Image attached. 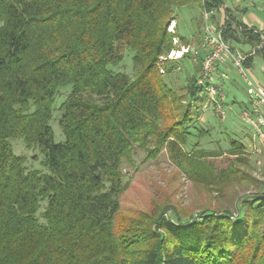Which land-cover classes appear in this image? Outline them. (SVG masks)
I'll return each instance as SVG.
<instances>
[{
	"label": "trees",
	"instance_id": "obj_1",
	"mask_svg": "<svg viewBox=\"0 0 264 264\" xmlns=\"http://www.w3.org/2000/svg\"><path fill=\"white\" fill-rule=\"evenodd\" d=\"M223 7V0H0V264H264V192L237 199L235 216L227 207L194 214L164 203L120 215L123 170L136 169L138 150L144 161L165 153L211 191L249 182L245 144L199 149L209 132L194 117L204 92L202 34L198 61L190 52L167 59L179 48L174 39L189 44L179 17L196 31L202 12L213 11L212 19L226 15L216 29L247 56L250 74L253 58L264 59V33ZM124 49L132 77L111 70ZM173 74L184 75L179 89ZM10 139L38 151L44 171L28 168Z\"/></svg>",
	"mask_w": 264,
	"mask_h": 264
},
{
	"label": "rangeland",
	"instance_id": "obj_2",
	"mask_svg": "<svg viewBox=\"0 0 264 264\" xmlns=\"http://www.w3.org/2000/svg\"><path fill=\"white\" fill-rule=\"evenodd\" d=\"M187 20V18L184 20L183 17H179L176 21L180 34L189 37L188 46H182L178 40L175 41L176 45L179 46L178 51L181 52L182 48H186L192 54L197 52L200 54V33L202 34V27L200 26L199 30L195 29L196 31H193L195 24L193 26V23H189ZM174 24L175 22H172L170 27H174ZM201 48L204 51L202 46ZM195 56L193 60L198 61ZM131 57L132 52L129 49H124L122 61L117 66L111 67V70L115 73H124L132 77L133 63ZM167 59L172 58L167 56ZM226 65L229 66L230 72L228 73V78L219 84L220 92L217 94L222 96L221 99H218L220 100L224 116L222 117L219 111L213 108L217 106H210L205 110L200 108V110L196 111L197 116H194L197 123L195 126H201L203 130L209 131L207 135L202 137L199 149L225 151L229 147L228 141L230 139L245 144L249 147H246L248 153L246 154V167L241 169L246 172L249 182L228 183L224 186L220 185V191H211L206 186L188 181L184 174L175 168L165 153H161L154 160L144 161L145 153L138 150L133 156L136 169L125 166L123 170L127 180V187L121 197L120 215H128L135 210L149 211L154 204L161 205L164 203L176 207L181 212H192L194 214L203 208L219 209L227 207L235 216L238 214L237 199L250 198L255 193L264 192V147H262L264 142L261 140L263 143L261 145L260 138L256 135V130L242 119L244 111L251 112L246 85L243 78L238 75L237 70L230 64ZM251 72L256 79H258V76L259 79L261 77L262 81H264V74L260 73L258 69L256 70L254 67ZM249 76L252 77L251 73ZM169 79L175 89H179L185 83L183 74H173ZM216 80L215 75L213 81L217 82ZM69 89V87L60 89L61 93L57 97L54 107L57 108L65 99L64 97ZM53 117L51 127L54 134V142L60 143L64 141V136L57 123L58 113L56 111ZM251 138L256 145L254 148L249 141ZM9 143L14 154L23 155L27 158L26 165L28 168L43 170L40 164L42 155L38 151L27 149L21 139H10ZM33 156L36 157L32 158ZM165 216H171V212L168 211Z\"/></svg>",
	"mask_w": 264,
	"mask_h": 264
},
{
	"label": "built area",
	"instance_id": "obj_3",
	"mask_svg": "<svg viewBox=\"0 0 264 264\" xmlns=\"http://www.w3.org/2000/svg\"><path fill=\"white\" fill-rule=\"evenodd\" d=\"M213 11L202 12V42L203 58L201 61V75L197 80L198 85L204 88V92L199 95L201 100L200 108L205 110L210 106L219 111L223 117L224 112L221 109V95H217L219 90L212 85L213 77L216 75V66L218 64H230L237 70L239 76L243 78L246 85V93L249 96L251 113H243L242 119L256 130V135L264 142V88L257 85L249 76V73L244 67V62L247 56L232 50L224 44L221 39L220 30H217L212 24ZM173 27L168 28L170 32ZM176 39L173 40L176 44ZM188 49L182 48V51L174 50L168 53V57L176 59L181 57L183 53L188 52ZM177 55V56H176ZM161 60L164 58L161 57ZM162 72V70H160ZM218 96V97H217Z\"/></svg>",
	"mask_w": 264,
	"mask_h": 264
},
{
	"label": "crops",
	"instance_id": "obj_4",
	"mask_svg": "<svg viewBox=\"0 0 264 264\" xmlns=\"http://www.w3.org/2000/svg\"><path fill=\"white\" fill-rule=\"evenodd\" d=\"M223 6L224 10H228L229 15H231L237 22L243 24L248 29L264 33V0H223ZM225 19L226 15L224 13L217 14L216 18L212 19V24L216 28L218 24H221ZM254 67L256 70L258 69L260 73L264 74V59L261 56L253 58L251 69ZM229 72L230 69L228 65H221L219 67V71L216 73V81L219 84L224 82V80L228 78ZM250 73L252 75L251 78L254 79L255 83L264 88V81H262L261 77L259 79V77L257 76L260 83L262 84L259 83L258 79L255 78L251 71ZM244 113L251 112L244 111ZM249 141L251 146L254 148V146L256 145L253 139L251 138L249 139ZM260 142L261 145H263L261 139ZM262 147H264V145Z\"/></svg>",
	"mask_w": 264,
	"mask_h": 264
}]
</instances>
